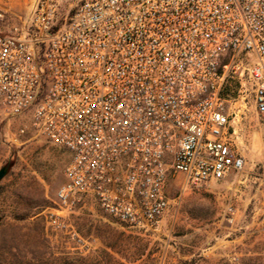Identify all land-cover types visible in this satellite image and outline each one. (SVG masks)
Listing matches in <instances>:
<instances>
[{
    "label": "built area",
    "instance_id": "1",
    "mask_svg": "<svg viewBox=\"0 0 264 264\" xmlns=\"http://www.w3.org/2000/svg\"><path fill=\"white\" fill-rule=\"evenodd\" d=\"M28 1L9 31L0 13V126L27 120L69 154L54 230L91 198L156 232L170 176L198 190L243 170L234 110L250 94L264 118V0Z\"/></svg>",
    "mask_w": 264,
    "mask_h": 264
},
{
    "label": "rangeland",
    "instance_id": "2",
    "mask_svg": "<svg viewBox=\"0 0 264 264\" xmlns=\"http://www.w3.org/2000/svg\"><path fill=\"white\" fill-rule=\"evenodd\" d=\"M28 10V0H0V13L7 14V22H0L4 30L20 26ZM66 14L67 7L62 18ZM234 111L237 135L231 141L244 158L243 170L198 190L185 189L183 176H170L169 210L160 228L148 233L117 222L91 198L63 211L66 227L54 230L45 214L59 208L56 193L66 180L69 154L36 134L27 120L1 125L0 170L7 173L0 183V264L101 258L102 264H114L102 252L131 264L138 251L144 258L135 264H264V118L250 94ZM22 126L27 134L10 141ZM228 206L237 210L234 224L226 221ZM37 219L35 231L31 223ZM15 224L27 227L14 242L5 241V231Z\"/></svg>",
    "mask_w": 264,
    "mask_h": 264
},
{
    "label": "trees",
    "instance_id": "3",
    "mask_svg": "<svg viewBox=\"0 0 264 264\" xmlns=\"http://www.w3.org/2000/svg\"><path fill=\"white\" fill-rule=\"evenodd\" d=\"M24 221V218H22L21 220H19V222ZM41 221L40 220H35L34 222L31 223L32 226H34V230L36 231L37 228L40 226ZM30 224H28L29 226ZM27 226L26 225H20V224H15L12 226H9L8 229L5 231V241L7 242H14L15 239H17V237H19V234L22 233L23 229H25ZM25 235V234H24ZM22 236V235H21ZM36 237V235H34ZM32 238H35V237ZM103 255L105 256L106 260H108V263H112L114 262V264H126L127 261L129 260L128 258H121V260H116L114 257H112L110 254L106 253V252H102ZM144 258V253L141 251H138V253H136L135 258L133 259V261H129V263L131 264H135L139 261H143ZM123 260H125L126 262H123ZM104 261L103 258H101V260H96V261H90L89 259H82L79 263H72V262H68V261H62L60 264H102ZM48 264V263H45Z\"/></svg>",
    "mask_w": 264,
    "mask_h": 264
},
{
    "label": "water",
    "instance_id": "4",
    "mask_svg": "<svg viewBox=\"0 0 264 264\" xmlns=\"http://www.w3.org/2000/svg\"><path fill=\"white\" fill-rule=\"evenodd\" d=\"M6 173H7L6 168H2L0 170V183H1L2 179L5 177ZM0 221H1V217H0Z\"/></svg>",
    "mask_w": 264,
    "mask_h": 264
}]
</instances>
